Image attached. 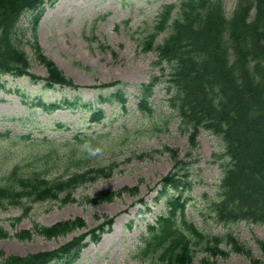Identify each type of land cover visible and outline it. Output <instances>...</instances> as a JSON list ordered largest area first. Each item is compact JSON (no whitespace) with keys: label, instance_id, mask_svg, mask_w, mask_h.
Instances as JSON below:
<instances>
[{"label":"rangeland","instance_id":"374dc122","mask_svg":"<svg viewBox=\"0 0 264 264\" xmlns=\"http://www.w3.org/2000/svg\"><path fill=\"white\" fill-rule=\"evenodd\" d=\"M181 1L57 0L53 7L46 9L38 29L42 49L67 77L83 89H45L42 83L33 84L28 78L4 76V87H0V163L1 160L47 157L45 150L52 144L46 139L65 143L79 135L111 136L122 128L129 130L135 126L121 140L109 142L112 150L99 156L103 164L117 161L119 166L113 176L84 185L77 190L75 197L80 201L102 191H120L138 184L140 193L138 196L125 193L113 202L97 205L81 202L65 205L58 202L38 203L20 221L16 220L21 215L18 209L0 210V226L9 232V237L0 239V253L5 257H27L50 251L74 237L46 238L37 232L36 225L46 226L81 217L87 224L80 231L83 233L98 227L102 217L110 215L116 216L112 229L102 236L100 242L85 248L80 259L73 264H145L136 260L132 253L139 245L146 226L165 207L164 200L153 201L155 194L151 188L172 169V156L164 151L174 148L180 152L181 158L193 161L188 186L193 200H190L188 213L194 221L220 236L228 229L233 231L253 249L256 257L264 260V254L255 243L256 238L264 240V225L240 222L224 227L213 221L207 198L218 193L222 173L220 164L214 163V157H221L224 161L227 157L225 145L220 138L204 130L197 136L194 145L190 143L189 134L180 128L179 119L169 105V66L155 65L157 44H154V49L144 48L163 7L178 6ZM222 1L226 13L231 14L237 0ZM29 20L28 14L22 18L21 28L25 29L19 32V43L34 62L33 73L46 76V70L36 62L30 44ZM166 35L167 32L160 34L158 43ZM151 77L158 80L150 98L153 112L142 113L137 111L136 86L148 82ZM117 81L122 84L104 90L92 88ZM120 89L125 93V102L115 95ZM100 95L110 100L100 102ZM37 96L49 103L78 100L80 107L43 112L32 101ZM91 106L106 113L99 125L90 126ZM60 148L66 150L64 144ZM140 199H144L146 204H139ZM30 230H35L37 234L21 239L19 235ZM202 256L199 254L194 264H201ZM219 262L250 264L248 257L236 253L219 258Z\"/></svg>","mask_w":264,"mask_h":264},{"label":"trees","instance_id":"16d2710c","mask_svg":"<svg viewBox=\"0 0 264 264\" xmlns=\"http://www.w3.org/2000/svg\"><path fill=\"white\" fill-rule=\"evenodd\" d=\"M45 2L0 0L1 82L2 77L8 74L14 77L30 76L33 80L39 78L30 72L32 65L18 45L17 30L20 17L27 11H39L32 18V24L36 27ZM173 10L166 7L159 31L165 30ZM181 13L183 18L173 22V31L158 48L159 64H169L170 68L169 89L171 92L174 89L169 99L170 106L179 119L180 127L190 133L192 145L199 131L204 129L224 141L226 154L232 160V165L226 166L228 171L220 198L214 205L216 216L222 221L230 218L264 223V0H239L231 20L225 19L220 0H187L182 5ZM228 36L233 42L231 47L227 45ZM35 48L39 61L47 70L48 85L77 87L41 53L38 43ZM153 86L143 84L138 88L140 108L143 110L151 111L149 98ZM118 96L124 99L122 92ZM36 100L37 105L47 111L74 105L69 101L47 104L44 99ZM102 116V111L94 113L92 120H99ZM96 141L91 140L85 150L97 153V146L100 145ZM54 151L57 154L56 150H52L49 155ZM169 151L172 157H178L175 150ZM66 154L67 157H81L75 148ZM181 164L187 163L176 159L175 170ZM103 171L90 173L87 179L86 175H76L70 180L56 183L16 167L10 174L0 177V209L16 205L27 213L28 207L23 199L57 198L58 193L70 187V184L97 178ZM180 176L188 177L176 171L170 172L162 178V187L182 186ZM114 197V193L101 194L91 202L112 201ZM168 203L170 212L159 220L152 238L147 240L149 251L143 254L142 260L150 264H193L196 255L205 252L207 256L202 262L217 264L215 257H225L230 251L253 258L247 245L232 233L218 237L191 223L185 214L183 194L178 199L170 198ZM83 225L81 219H77L41 230L47 237H53L69 234ZM19 236L21 239L30 238L31 233L23 231ZM7 237L8 231L0 227V239ZM258 243L264 251V243ZM222 244H226L229 250L224 251ZM64 255L66 251L27 257H5L0 253V264H46ZM75 257L70 254L71 259ZM252 263L261 264L257 259H253Z\"/></svg>","mask_w":264,"mask_h":264}]
</instances>
